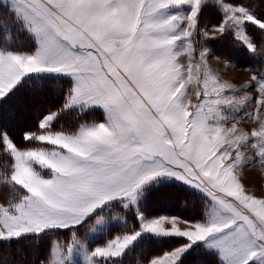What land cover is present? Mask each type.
<instances>
[{
	"label": "snow or ice",
	"instance_id": "6c2138e0",
	"mask_svg": "<svg viewBox=\"0 0 264 264\" xmlns=\"http://www.w3.org/2000/svg\"><path fill=\"white\" fill-rule=\"evenodd\" d=\"M208 8L218 20L201 27ZM252 27L264 33V0H0V108L27 86L60 85L24 146L0 130V182L16 194L0 204V242L62 234L40 264H122L145 239L169 238L177 246L149 264H184L197 248L218 264H264V196L241 182L264 166V72L223 81L206 46L231 35L264 59ZM13 31L27 44L7 43ZM92 112L102 119L60 123ZM244 119L259 127L238 128ZM172 182L202 194L198 219L146 214Z\"/></svg>",
	"mask_w": 264,
	"mask_h": 264
},
{
	"label": "trees",
	"instance_id": "16d2710c",
	"mask_svg": "<svg viewBox=\"0 0 264 264\" xmlns=\"http://www.w3.org/2000/svg\"><path fill=\"white\" fill-rule=\"evenodd\" d=\"M239 2L249 3V0H239ZM204 13L213 14L218 18L214 8H208ZM215 19L209 21L212 23ZM248 31L254 42L257 43L258 49L264 47V33L254 27L249 28ZM208 45L224 59L242 68H247L252 72L264 70V59L259 55L250 54L233 37L226 36L214 43H208ZM59 96V82H49L44 87H25L0 108V130L6 131L19 146H24L23 134L29 130L36 131L37 121L41 118V114L59 106ZM65 117L68 118V116ZM65 120L63 117L60 121L64 126ZM86 120L79 119L77 123H73V130L75 126L86 122ZM3 159L0 156V160ZM194 197L198 198L194 199ZM200 202V196L197 193L176 184H168L147 199L144 210L149 216H159L162 215L163 205L169 204L173 205L172 214L192 220L200 217L203 210V204ZM49 242L50 240L45 236L37 240L26 237L12 242H0V262L2 264H40L48 255ZM176 246L177 241L174 238L164 241L145 239L136 246L137 248L133 249V252L131 251L132 253L130 252V255H133L130 261L127 256L122 264H146L153 257L164 254ZM184 264H218V259L206 250L197 248L185 257Z\"/></svg>",
	"mask_w": 264,
	"mask_h": 264
},
{
	"label": "rangeland",
	"instance_id": "374dc122",
	"mask_svg": "<svg viewBox=\"0 0 264 264\" xmlns=\"http://www.w3.org/2000/svg\"><path fill=\"white\" fill-rule=\"evenodd\" d=\"M215 11H216V9H215ZM212 15L213 14L208 15V13L207 14L204 13V18H203L201 27L208 25L210 28L212 24L217 22L218 18L214 17V15L212 17ZM213 19H215V20L211 23L209 20H213ZM211 34L214 35L215 33H211ZM229 36L232 37L231 35H229ZM5 42H6L5 34L0 33V45L5 44ZM27 42H28V38L25 35L18 34L14 31L11 33V40L7 41V43L11 44V46H13V47L24 46L27 44ZM206 46L209 49H211V54L208 57V68L213 74L218 75L221 80L228 81V82L236 85L237 87H239V86L245 84L246 82L250 81L251 76L253 74L252 71H249L247 68H242V67L224 59L215 50H213L210 47V45L207 44ZM184 63L186 64L187 61L185 60ZM262 72H264V70H262L260 72H256V73H262ZM249 91L251 92L252 95H257L254 90L250 89ZM189 96H190V100H191L192 104H195L197 102L195 89L190 90ZM248 110L254 111V108L252 106H249ZM65 116H68V118H66ZM65 116H64V118L66 119L65 120V123H66L65 127L70 128V129L74 128L73 123H77V121H79V119L80 120L87 119L86 122H88V123H91L94 120L99 121L102 119V113H100V112L85 113V114L80 115V116H77L75 113H71V114H67ZM260 119H264V117H260ZM226 127H231V123L227 124ZM237 127L244 129L245 131H250L253 128L259 127V120L258 119H244V120H241L237 124ZM245 152L251 158L252 161L257 160L256 151L254 149H251V148L245 149ZM241 182L243 183L245 188L250 193L255 194L257 197L264 196V166H262L258 162H256L255 166H253V167H245L242 170ZM170 184H176L178 186H182V187L186 188L187 190H190L191 192H195L192 189L186 187L185 185H183L181 183L172 182ZM5 186H6L5 184L0 182V204H7L11 199L15 198V196H16V194L14 192H12L8 186L6 188H5ZM196 193H197V195L200 196V201H201L200 203L203 204L204 197L202 196V194L195 192V194ZM195 198L197 199L198 197H194V199ZM172 208H173V205H169V204L163 205V209L161 211L162 215H159V216L179 217V216L172 214ZM202 209H203V205H202ZM114 213H118L120 215L126 216L127 227L129 230L137 226V221L133 218L132 212L125 214L123 212H120L119 209H116V210H114ZM182 219H184V218H182ZM184 220H186V219H184ZM180 226L184 227V225H180ZM165 227L170 228L171 225L167 224V225H165ZM84 231H85V229H81V233H83ZM122 231H124V229L122 227H116L113 230L112 235H115V234L120 233ZM58 236L60 239L64 238V236L62 234H56V233H51V234L45 235V238H48L50 240L49 248H50V245L52 244V242H54L58 238ZM29 238L37 240L36 238H33V237H28V239ZM164 240L165 239H162V241H164ZM131 251L133 252V250H131ZM131 251H129L122 258V261L127 256H128L127 259H129V261H130V259L133 257V255H130L132 253ZM48 252H49V250H48ZM161 256H163V254H161L159 256H155L153 258L161 257ZM45 258L43 259V261L45 260ZM135 264H138V263H135ZM146 264H149V262H147Z\"/></svg>",
	"mask_w": 264,
	"mask_h": 264
},
{
	"label": "crops",
	"instance_id": "0c3cea01",
	"mask_svg": "<svg viewBox=\"0 0 264 264\" xmlns=\"http://www.w3.org/2000/svg\"><path fill=\"white\" fill-rule=\"evenodd\" d=\"M157 258V257H156Z\"/></svg>",
	"mask_w": 264,
	"mask_h": 264
}]
</instances>
